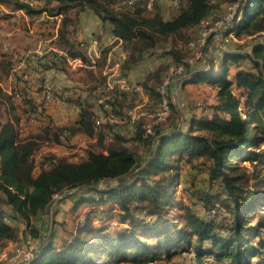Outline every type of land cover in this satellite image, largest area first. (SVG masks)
<instances>
[{"label": "trees", "instance_id": "obj_1", "mask_svg": "<svg viewBox=\"0 0 264 264\" xmlns=\"http://www.w3.org/2000/svg\"><path fill=\"white\" fill-rule=\"evenodd\" d=\"M0 2L29 15L43 11L61 15L57 45L71 57L86 60L81 41L70 39V27L78 12L88 8L109 21L113 35L122 40L124 75L145 52L157 48L171 56L173 65H183L182 73L173 75L167 86L168 117L147 135L137 124L131 137L113 132L106 142L104 133L110 128L105 124L96 129L95 113L88 105L81 107L73 125L47 123L40 133L25 137L14 120L0 121V252L19 238L12 220L26 224V232L37 237V223L45 215L51 230L29 264H143L182 253L191 256V264H264V215L251 220L264 205V178L258 176L259 170L250 174L233 162L241 158L264 163V150H251L264 143V42L249 51L220 48L218 64L204 56L202 70L185 60L191 58L189 30L200 26L219 3H237L240 15L232 33L239 36L263 30L264 0H180L168 19L155 0L150 9L148 0L132 6L127 0H44L41 6L21 0ZM213 38L211 34L206 44ZM4 56L0 70L6 75L12 66ZM242 59L248 64H239ZM49 66L66 69L64 60ZM168 71V64H163L139 83L154 110ZM178 78L179 85L205 81L216 89L210 116L191 120L187 128L179 124L171 100ZM123 94L117 93L111 102L115 114L139 102L133 95L124 105ZM7 97L0 86V105ZM23 99L31 111L40 106L43 112L42 102ZM198 128L205 132L195 133ZM64 129L96 140L78 160L52 153L35 160L39 141L60 143ZM132 142L141 145L140 153ZM215 182L229 201L210 199L213 190L207 188ZM76 187L81 188L59 199L49 212L55 196ZM68 200L69 222L58 220L62 202ZM56 226L67 238L54 241Z\"/></svg>", "mask_w": 264, "mask_h": 264}, {"label": "crops", "instance_id": "obj_2", "mask_svg": "<svg viewBox=\"0 0 264 264\" xmlns=\"http://www.w3.org/2000/svg\"><path fill=\"white\" fill-rule=\"evenodd\" d=\"M21 1L28 2L32 6H41L44 3V0ZM155 1L160 6L162 17L164 19L170 18L172 13V0ZM61 18V15H48L45 11L39 14L29 15L22 9H14L10 6V4L0 2V22L13 21L18 25H22L25 29L32 31L31 33H34L35 38L33 39L36 40V43L33 42L31 44L32 50H30L32 53H35V58L33 55L29 56L23 50L24 47H21L20 42L18 43L19 46L14 44L16 47L15 49L10 46V43L0 42V58L5 55L4 58L13 60L15 55H20L21 61L19 67H29L31 72H29L28 75L25 74L20 76L19 79H15L13 87L8 89L2 87L0 83L1 88L5 94L9 97H15L24 107H26V105L21 103V98L32 99V104L38 103L42 97V91L44 88H48L52 90L53 93L58 94L62 100L46 101L43 109V116L40 120H38L42 123L41 127L45 126L47 123L51 126L58 127L71 126L77 120L81 107L88 105L90 110L95 113V124L96 120H99V124H96V129H103L105 124L110 128V131L104 133V139L106 142H110L113 132L131 137L133 133L128 131L130 124H127L123 128L117 127L119 124H123L122 122H125L124 120L127 119L128 109L123 110L122 113H116L114 118H109L101 102V98L104 97L105 94H101L100 90L104 88L106 84H111L119 95L121 92H124L122 97L124 105H129L131 97L134 95V97H137L136 102L139 101L135 105L137 106L148 97L147 93H145L141 86H139V83L146 75L155 71L163 64H168L170 70L173 66L171 56L163 54L162 50L159 48L154 49L151 52H145L142 55L141 60L134 64L124 75L121 70V64L126 51L124 50L122 40L113 35L112 25L109 21H102L97 14L86 8L78 12L74 26H72V28L70 27L72 30L70 33V39L79 42H86L93 48H100L97 62L84 63L82 65L68 64L65 62L66 69L49 66L52 61L59 62L60 60H64L60 57V53L63 49L57 45L58 28L60 26ZM45 40H47V42ZM45 42L47 43L46 46L44 45ZM207 50L208 46L205 48L204 54L205 60L209 61ZM12 69L13 66L9 69V72ZM179 80L180 79L178 78L174 82L176 86L184 87L194 84L187 83L182 85V82L181 85H179ZM199 84L200 83L197 82L196 85ZM129 85L136 90L125 88V86ZM214 97L216 99V95H214ZM28 106L30 105L28 104ZM7 109L9 110L8 105L5 102L0 105V121L10 119L14 120L16 123V119L10 118V115H8ZM177 112L180 115L178 110ZM29 122L36 121H31L29 119ZM27 129L26 133H28ZM32 133L33 132L23 135V137ZM60 134L62 142L65 140L70 144L77 143V146L83 145V154L88 147V144L96 140V137L88 138L82 131L70 133L68 130L64 129V131ZM80 137L83 138L80 139ZM49 151H53V149L50 148ZM49 153L55 154L54 152ZM41 154H44V152H41ZM55 155L59 156L57 154ZM67 158L71 160L69 157ZM56 202H54V204ZM66 203V201L62 202L64 207L61 206L62 209H60V211H62V213L60 215L64 217L63 219L65 221L69 222L68 217H70V214L68 210L71 204L70 202L69 204ZM21 223V221H11L12 225L19 224L20 227H22ZM25 225L26 224H24V227H26ZM50 230L51 223L48 227V233L44 237L45 240L47 239ZM62 232V235L57 237V234H54V241H58L61 238L66 237L64 229H62ZM17 233L20 237V233ZM13 245L14 241H9L4 249L6 251H10Z\"/></svg>", "mask_w": 264, "mask_h": 264}, {"label": "rangeland", "instance_id": "obj_3", "mask_svg": "<svg viewBox=\"0 0 264 264\" xmlns=\"http://www.w3.org/2000/svg\"><path fill=\"white\" fill-rule=\"evenodd\" d=\"M171 7L172 9H174L172 2H171ZM226 11H227L226 3H219V7L216 8L212 12V14L205 21L202 22L200 26H198L195 29L189 30L188 34H189L190 48H191L190 55L192 59L191 64L194 63L192 65L194 66L196 65L200 69L205 67L204 66L206 64V62H204L205 51L203 52V48L205 50L207 46H208L207 54L209 58L213 60V63L218 64L220 60V55H221L219 53L220 48L233 49V50L239 49L242 51H245V50L249 51L253 44H259V43L264 42V24H263V30L260 32H256L253 34L241 33L239 36L232 33L231 35H228L229 37L226 36L224 38L217 36V37H214L211 40V42L208 43V45L206 44L207 39L205 40L204 45H202L201 40L199 38L201 31L206 30L208 28V25L211 24L214 18L225 14ZM17 25L18 24L13 21L11 22L1 21L0 22V42L10 43V46H12L13 49L16 48L14 44L19 46L18 43L20 42L21 47L22 48L24 47L23 50L29 56L31 55L34 56L35 53H32V51H30L32 50L31 44L33 42L36 43V40L33 39L35 38L34 33H31L32 31H30L29 29H25L24 27H22V25H18V26ZM207 36L206 38H208ZM45 41L47 42V40ZM46 42L44 43L45 46L47 45ZM13 60L10 61V64L11 66H13V69L10 70L8 74L5 75L4 72L0 70V77H1L0 83H1V86L4 87L5 89L13 87L15 79H19L20 76L25 75V74L28 75V73L30 72L29 67L27 68H23V66L19 67L20 61H21L20 55L19 56L15 55ZM239 64L244 66L248 64V61L245 59H242L239 62ZM234 67L235 66L232 64L230 66V70L233 71ZM165 75L167 76L168 73L166 72ZM199 83H200L199 85H196L197 83H194L193 85H188L184 87L176 86L175 83H173L171 87L172 88L171 89V100L176 105L177 110L180 112V115L178 114L179 124L181 123L183 128H187L188 123L191 120H198L200 118L210 116L211 110H212L211 106L213 103L216 102V99L214 97V95H216V89L205 81H201ZM22 100L24 99L22 98L20 99L21 103H24L26 107L21 105L20 102L17 101V99L13 96L7 97L5 99L4 102L8 105V108H9V110L7 109L8 115H10V118H14V119L17 118L16 127H17V130L19 131L20 136L29 134L30 132H33L32 134H38V132H40L41 130L42 123H40L39 121L29 122L28 116L31 111L30 110L31 107L28 106V104H26ZM45 103L46 102H43V105H45ZM130 109H133V107L128 108V111ZM152 111H154V109ZM152 111L149 114H153ZM154 120H155V117L150 116V115L141 119V121L138 123H135L136 121L132 122L130 118H127L124 120L125 122H122L123 124H119L121 126L118 125L117 127L123 128L127 124L128 125L130 124V128H128V131L134 134V129L137 124L142 125L143 123H145V124L153 125ZM26 129L28 130V133H26L27 132ZM194 132L203 134L205 131L198 128V129H194ZM82 138L80 137V139ZM39 142H40L39 143L40 147L35 153V160L39 159V157L41 156V152H44V154L49 153V152H54L55 154L59 156L63 155V156L69 157L71 160H78L84 155L83 154L84 146L83 145L77 146V143L70 144L68 141L64 140V142L60 144H57V143L53 144L51 140L46 141L45 139H42ZM133 144L134 146H136V151L140 153L142 151L141 145L140 144L138 145L135 142ZM50 148H52L53 151H49ZM251 150H253V152H259V151L264 150V143H262L258 149L253 147ZM263 160L264 159H262V162H264ZM233 162H235L236 164L240 166H243L247 170V172H249L250 174L252 173V170L254 171L259 170L258 176L260 173V178L261 177L264 178V165H262L264 163L256 162L255 164H252L249 161H243V159L241 158L235 159ZM253 182L254 181L251 180L250 184H253ZM262 187H264V185H262ZM207 189L213 190L211 193H209L211 195L210 197L211 200L217 201L219 203H221L223 200L229 201V197L227 196L226 191L224 189H221V186L218 182H215L212 185L209 184ZM177 196H179L178 193H177ZM58 197L59 195L55 196L54 201ZM54 201L52 202L50 206L49 212H51L54 208ZM66 202H67L66 204H69L70 201L68 200ZM197 207H195V209H198ZM259 214L264 215V205L262 204L257 207V213L253 215L251 220L253 222L258 220ZM56 218L58 220L64 221L63 219L64 217L60 215H58ZM40 219L41 220L38 221L37 226H38V231H40L39 234L43 237L44 234L48 233V227L50 226L51 220H49V225H48V220H46L45 215L42 216ZM69 219L70 217H68V220ZM68 224L69 223H67V226ZM21 225L22 227H20L19 224H16L17 230L20 233V237L17 239L16 242L14 241V245L12 246V249L10 251H6L7 256L12 254L14 252L15 247L20 243V241L21 240L25 241L27 235H29V232H28L29 230H27L26 232L25 230L26 227H24L23 222L21 223ZM112 226H115L114 223H112ZM62 229L63 228L59 226H56V228H54L55 233L57 234L56 237L59 235H62L63 233ZM150 264H191V256L187 253H182V254L174 255L170 259L157 260Z\"/></svg>", "mask_w": 264, "mask_h": 264}, {"label": "built area", "instance_id": "obj_4", "mask_svg": "<svg viewBox=\"0 0 264 264\" xmlns=\"http://www.w3.org/2000/svg\"><path fill=\"white\" fill-rule=\"evenodd\" d=\"M139 2V0H127L128 5L132 6ZM153 0H148L147 7L150 8ZM172 5L174 8H178L180 0H172ZM240 13H237V3H233L227 6V11L225 14L214 18L208 28L200 33V40L202 45H204L205 40L211 34L213 37L222 36L229 32L228 35L232 34V30H234L236 24L238 23ZM207 23V22H206ZM207 34V35H206ZM226 35L227 37H229ZM225 36V37H226ZM80 47H82L85 51L86 60L84 61L81 57L69 56L65 51L60 53V57L64 59V61L68 64H84V63H96L99 58L100 48L91 47L86 42H81ZM189 63L192 62L191 58L185 59ZM183 71V65L175 66L173 65L171 69L168 71V75L163 79L162 84L159 87V92L161 94V101L158 104L157 109L152 111L153 104L150 101L149 97H147L143 102L134 106L133 109H130L127 112V118H130L132 122L138 123L141 119L146 116H154L155 120L153 125L158 124L164 121L169 114V99L167 95V86L170 83V79L173 75L181 74ZM125 88L134 89L135 88L129 86H125ZM101 94H105L104 97L101 98V102L104 106L105 111L107 112V116L109 118H114L115 113L112 110L111 102L114 96L117 94L116 90L111 84H106L104 88L100 90ZM50 100H62V98L53 93L52 90L48 88H44L42 91V97L39 102H46ZM152 111L153 114H149ZM43 112L41 111L40 106H38L35 110L30 111L29 119L31 121H38L42 118ZM96 124H99V120H96ZM153 125L143 123L141 126L145 130V134L152 133ZM135 130V129H134ZM40 232V231H39ZM42 245V236L39 234L37 237L32 236L30 233L27 235L25 241L21 240L20 243L15 247L14 252L9 256L6 255V250L3 249L0 252V264H29L35 254L38 252L39 248ZM155 261H149L143 264H150Z\"/></svg>", "mask_w": 264, "mask_h": 264}, {"label": "water", "instance_id": "obj_5", "mask_svg": "<svg viewBox=\"0 0 264 264\" xmlns=\"http://www.w3.org/2000/svg\"><path fill=\"white\" fill-rule=\"evenodd\" d=\"M80 188H81V187H76V188H74V189L64 191L63 193H61V194L59 195V197H58L54 202L58 201L59 199L63 198L64 196H66V195H68V194H71L72 192H74V191H76V190H79ZM30 262H31V261H30Z\"/></svg>", "mask_w": 264, "mask_h": 264}]
</instances>
